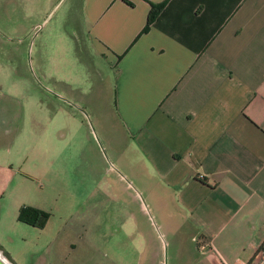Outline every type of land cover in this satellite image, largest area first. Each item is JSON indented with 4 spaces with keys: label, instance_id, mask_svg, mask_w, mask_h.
Segmentation results:
<instances>
[{
    "label": "crops",
    "instance_id": "obj_1",
    "mask_svg": "<svg viewBox=\"0 0 264 264\" xmlns=\"http://www.w3.org/2000/svg\"><path fill=\"white\" fill-rule=\"evenodd\" d=\"M83 4V31L71 34L114 67L120 153L136 152L138 183L171 236L169 264H264V0ZM152 4L162 8L143 32ZM17 116L0 82L1 216L42 208L18 195L20 181L62 188V162L46 167L48 130L17 133ZM25 143L34 170L16 166Z\"/></svg>",
    "mask_w": 264,
    "mask_h": 264
},
{
    "label": "rangeland",
    "instance_id": "obj_2",
    "mask_svg": "<svg viewBox=\"0 0 264 264\" xmlns=\"http://www.w3.org/2000/svg\"><path fill=\"white\" fill-rule=\"evenodd\" d=\"M84 13L83 0L0 2V82L15 98V130L46 128L56 146L46 167L62 162L59 190L39 175L17 183L18 195L51 215L39 227L9 205L0 251L15 264H169L171 236L138 183L136 152L120 153L114 67L71 34L83 31ZM27 145L16 166L30 171Z\"/></svg>",
    "mask_w": 264,
    "mask_h": 264
},
{
    "label": "trees",
    "instance_id": "obj_3",
    "mask_svg": "<svg viewBox=\"0 0 264 264\" xmlns=\"http://www.w3.org/2000/svg\"><path fill=\"white\" fill-rule=\"evenodd\" d=\"M161 8L162 4H152L143 32L150 29L152 22L155 20ZM50 215L51 213L43 208L30 204H24L19 209L18 219L26 223L43 227Z\"/></svg>",
    "mask_w": 264,
    "mask_h": 264
},
{
    "label": "water",
    "instance_id": "obj_4",
    "mask_svg": "<svg viewBox=\"0 0 264 264\" xmlns=\"http://www.w3.org/2000/svg\"><path fill=\"white\" fill-rule=\"evenodd\" d=\"M2 254L0 253V264H13L9 259H5L4 257H3V255L1 256ZM5 256V255H4Z\"/></svg>",
    "mask_w": 264,
    "mask_h": 264
},
{
    "label": "built area",
    "instance_id": "obj_5",
    "mask_svg": "<svg viewBox=\"0 0 264 264\" xmlns=\"http://www.w3.org/2000/svg\"><path fill=\"white\" fill-rule=\"evenodd\" d=\"M203 249L206 250V249H207V246H204ZM1 251H2V249H1ZM2 252H3V251H2ZM2 252H1V253H2ZM4 255H5V254H4ZM250 264H261V263H260V261H255V262L250 263Z\"/></svg>",
    "mask_w": 264,
    "mask_h": 264
},
{
    "label": "bare ground",
    "instance_id": "obj_6",
    "mask_svg": "<svg viewBox=\"0 0 264 264\" xmlns=\"http://www.w3.org/2000/svg\"><path fill=\"white\" fill-rule=\"evenodd\" d=\"M0 253H1V251H0ZM1 254H2V253H1ZM2 255H3V254H2ZM2 255H1V256H2ZM3 257L5 258V256H4V255H3ZM5 259H6V258H5ZM6 260H7V259H6Z\"/></svg>",
    "mask_w": 264,
    "mask_h": 264
}]
</instances>
